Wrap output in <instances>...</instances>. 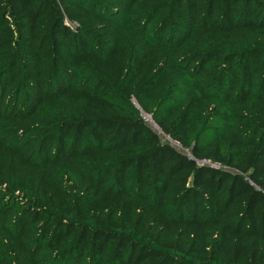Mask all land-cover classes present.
Instances as JSON below:
<instances>
[{"label": "trees", "instance_id": "1", "mask_svg": "<svg viewBox=\"0 0 264 264\" xmlns=\"http://www.w3.org/2000/svg\"><path fill=\"white\" fill-rule=\"evenodd\" d=\"M0 264H264V0H0Z\"/></svg>", "mask_w": 264, "mask_h": 264}, {"label": "rangeland", "instance_id": "2", "mask_svg": "<svg viewBox=\"0 0 264 264\" xmlns=\"http://www.w3.org/2000/svg\"><path fill=\"white\" fill-rule=\"evenodd\" d=\"M150 74V72L147 73L146 77ZM177 76V75H176ZM174 74H170L167 76V78L162 80L158 87L154 90L148 92L144 96H142L140 99L133 98L132 99V106L137 111V113L140 115V117L144 120L146 124H148L163 140L170 142L174 145L178 150L184 151L187 153L188 156L191 157V153L188 149H185L180 143L173 141L168 136H165L161 129L156 124L157 120H160L162 116L160 114H166L168 115L172 112H174L173 109L167 108L163 105V107H160V103L158 102L159 98L164 96H171L174 100H183L186 101L184 98H188L190 95L189 91V82L186 79H182L181 77H176ZM145 77V78H146ZM149 78V77H148ZM146 78L145 80H147ZM144 81L141 83L135 84V88H139ZM174 84V85H171ZM139 85V86H138ZM172 87H171V86ZM168 93V94H167ZM163 98V96H162ZM173 102V101H172ZM176 102V101H174ZM162 112V113H161ZM205 164L214 166L211 162H203ZM118 202L116 200L112 199H98L94 203H90L89 209H88V215L93 212V214L96 213V210H99V208H103L106 206H115ZM203 254H200V256Z\"/></svg>", "mask_w": 264, "mask_h": 264}]
</instances>
